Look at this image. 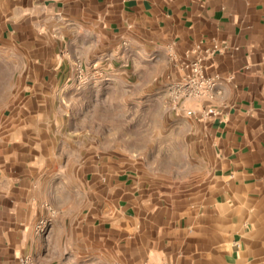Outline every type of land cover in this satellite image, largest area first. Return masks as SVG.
Wrapping results in <instances>:
<instances>
[{"label":"crops","instance_id":"1","mask_svg":"<svg viewBox=\"0 0 264 264\" xmlns=\"http://www.w3.org/2000/svg\"><path fill=\"white\" fill-rule=\"evenodd\" d=\"M0 31V264H264V0H0ZM197 54L212 97L173 102Z\"/></svg>","mask_w":264,"mask_h":264},{"label":"built area","instance_id":"2","mask_svg":"<svg viewBox=\"0 0 264 264\" xmlns=\"http://www.w3.org/2000/svg\"><path fill=\"white\" fill-rule=\"evenodd\" d=\"M186 72L176 81L169 85V93L173 102L187 98H208L212 97L215 89L216 76H207L204 72L201 55L197 54L195 58L185 63ZM76 78L80 81L88 79V75L81 66L76 67ZM214 108L209 107L201 111L199 118H206L215 115ZM46 215L40 218L34 225V233L37 235H46L50 228V223L55 217V211L48 205H44ZM30 255H20L16 264H31Z\"/></svg>","mask_w":264,"mask_h":264},{"label":"rangeland","instance_id":"3","mask_svg":"<svg viewBox=\"0 0 264 264\" xmlns=\"http://www.w3.org/2000/svg\"><path fill=\"white\" fill-rule=\"evenodd\" d=\"M3 42L5 43V41H3L1 39V31H0V69H2L4 66V60L2 59V57H3L2 55H3V53H6L7 51H9L7 45H5ZM91 77H92V81H94V82L99 79V76L96 73L88 75V79ZM88 79L84 80V81H80L76 78L77 83L82 84V85L86 84L87 83L86 81H88ZM96 82L98 83L99 81H96ZM4 95H5V93L0 92V104H1L2 100H4ZM107 97L110 99H114V95L110 94V93H107ZM126 110H127L128 114H130L129 112L131 111V109H126ZM127 112L125 114H127ZM112 126H114V125H112Z\"/></svg>","mask_w":264,"mask_h":264}]
</instances>
